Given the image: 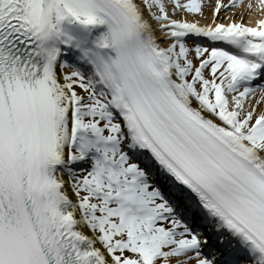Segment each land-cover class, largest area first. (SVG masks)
<instances>
[{
  "label": "snow or ice",
  "instance_id": "6c2138e0",
  "mask_svg": "<svg viewBox=\"0 0 264 264\" xmlns=\"http://www.w3.org/2000/svg\"><path fill=\"white\" fill-rule=\"evenodd\" d=\"M0 264H264V0H0Z\"/></svg>",
  "mask_w": 264,
  "mask_h": 264
}]
</instances>
